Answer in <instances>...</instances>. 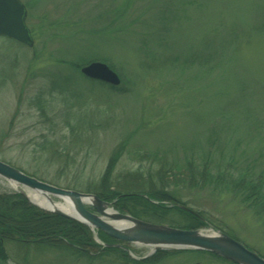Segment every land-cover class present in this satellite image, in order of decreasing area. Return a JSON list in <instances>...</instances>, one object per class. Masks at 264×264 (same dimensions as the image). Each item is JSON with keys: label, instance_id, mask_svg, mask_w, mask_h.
<instances>
[{"label": "rangeland", "instance_id": "obj_1", "mask_svg": "<svg viewBox=\"0 0 264 264\" xmlns=\"http://www.w3.org/2000/svg\"><path fill=\"white\" fill-rule=\"evenodd\" d=\"M21 2L34 46L0 37V161L97 197L116 213L115 200L86 189L105 181L116 191L117 179L135 183V172L147 186L162 172L165 193L180 203L155 204L178 206L204 226L184 229L186 219L174 213L163 224L141 221L230 234L264 257V208L247 201L255 195L264 203V0ZM90 61L107 64L120 86L84 77L86 64L71 66ZM27 190L0 177V196L56 215L32 203ZM88 228L95 244L129 258L77 259L44 244L6 242L9 264H235L205 251L107 244L102 231Z\"/></svg>", "mask_w": 264, "mask_h": 264}, {"label": "trees", "instance_id": "obj_2", "mask_svg": "<svg viewBox=\"0 0 264 264\" xmlns=\"http://www.w3.org/2000/svg\"><path fill=\"white\" fill-rule=\"evenodd\" d=\"M100 61L107 62L105 60ZM91 62L92 61L86 62L82 65L79 63H71V66L79 71L85 64L87 65ZM67 85L68 81L65 82V86ZM194 167L195 166L192 162L188 164L187 171L189 178L188 181L189 184H191L190 186L198 184L197 180L199 177H197V169ZM163 175L165 174L162 172L158 174L157 182L154 181L153 177L150 175L149 178L151 179L147 182L146 186L144 185V182H142V175H140L139 172H135L132 174V180H134L135 183L131 182V177L125 179L118 178V186L115 184L116 191H110V188L105 185L106 183L104 181L102 183L103 185L96 186L93 190L91 188L86 189V192L94 193L102 200H115V208L120 213L131 215L139 220H158L159 223L163 224L167 223L173 215H182L184 219H186L184 220L186 222L184 229H199L204 226L202 219L193 216L178 206L169 207L167 204H165V206L155 204L157 201H159L158 203H163L162 200L175 201L178 204L180 203L175 198L174 194H172L173 197L170 193H165V191L168 190H165L164 188L165 178ZM208 175L209 171H207V169L200 172V177L203 179V182L207 180ZM32 176L37 177L36 175ZM51 184L57 185L55 182H51ZM66 188L78 189L72 184H68ZM122 195H125V197H122ZM253 196L248 197V203L249 201H253L252 204H257L255 205L257 207L261 205L260 208L263 209L264 203L261 202L258 204V200H254ZM16 200H19L20 203H17ZM172 213L174 214L171 215ZM28 217H32L34 220H31ZM227 235L234 238V236L230 234ZM100 237L107 244L119 243L106 236L103 232H100ZM6 242H19L22 244L35 242L38 244H44V246L56 248L77 259L86 257L94 260L106 252H119L125 257V259L129 258L125 250L108 249L95 244L88 227L53 214L45 213L30 206L26 200L16 195L0 196V264H9V258L4 249ZM151 262L152 260L136 263L148 264Z\"/></svg>", "mask_w": 264, "mask_h": 264}, {"label": "water", "instance_id": "obj_3", "mask_svg": "<svg viewBox=\"0 0 264 264\" xmlns=\"http://www.w3.org/2000/svg\"><path fill=\"white\" fill-rule=\"evenodd\" d=\"M27 9L21 0H0V37H6L29 48L34 46L31 31L27 26ZM84 77L97 80L118 87L121 79L107 64L92 62L81 69ZM0 177L28 188L30 191L47 196L54 202V198L61 201L69 200L80 217L74 218L60 210L51 211L61 217L82 223L91 229L104 232L114 240L146 246L153 249H180L197 250L215 254L235 264H264V258L247 249L232 237L221 234L213 236L197 230H180L166 226L150 224L131 216L116 213L114 220H124L129 223V228L118 229L103 219L106 215L108 203L92 195L76 191L64 190L46 184L38 179L28 176L22 171L0 161ZM86 199H93L92 206L98 214L87 210ZM189 211V210H187ZM50 212V211H49ZM106 247H120L106 245Z\"/></svg>", "mask_w": 264, "mask_h": 264}, {"label": "bare ground", "instance_id": "obj_4", "mask_svg": "<svg viewBox=\"0 0 264 264\" xmlns=\"http://www.w3.org/2000/svg\"><path fill=\"white\" fill-rule=\"evenodd\" d=\"M14 187H17V185L14 184ZM26 194L32 203H34L35 205H37L41 209L46 210L47 212H49V211L51 212L54 210H60L63 213L68 214L74 218H77V219L80 218L78 216L75 208H74V205L67 199H66V201H60V202L54 201V202H52V200L50 198H48L47 196H44V195L37 193V192H34V191L27 190ZM93 201H94L93 199H86V200H84L83 203H85L86 206H89V205L93 204ZM106 215L107 216H105V217L103 216V219L118 229L125 230V229L129 228L130 226H132L129 223L125 222L124 220H114L112 217H113V215H115V212H113L112 209H107ZM246 248L249 249L248 247H246ZM251 251H253V250H251ZM253 252L257 253L256 251H253Z\"/></svg>", "mask_w": 264, "mask_h": 264}]
</instances>
